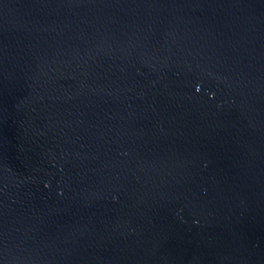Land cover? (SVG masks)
Instances as JSON below:
<instances>
[{
    "label": "water",
    "instance_id": "obj_1",
    "mask_svg": "<svg viewBox=\"0 0 264 264\" xmlns=\"http://www.w3.org/2000/svg\"><path fill=\"white\" fill-rule=\"evenodd\" d=\"M0 264H264V0H0Z\"/></svg>",
    "mask_w": 264,
    "mask_h": 264
}]
</instances>
